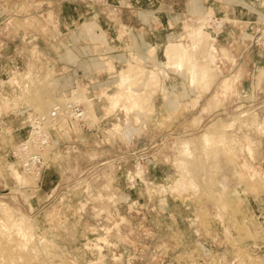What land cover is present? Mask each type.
<instances>
[{
    "label": "rangeland",
    "instance_id": "1",
    "mask_svg": "<svg viewBox=\"0 0 264 264\" xmlns=\"http://www.w3.org/2000/svg\"><path fill=\"white\" fill-rule=\"evenodd\" d=\"M172 41L204 79L166 64ZM0 63V264H264V0H0ZM131 64L134 89L159 71L145 107ZM62 97L95 128L60 120L36 180L14 151Z\"/></svg>",
    "mask_w": 264,
    "mask_h": 264
},
{
    "label": "bare ground",
    "instance_id": "2",
    "mask_svg": "<svg viewBox=\"0 0 264 264\" xmlns=\"http://www.w3.org/2000/svg\"><path fill=\"white\" fill-rule=\"evenodd\" d=\"M206 25L204 24L203 26H201V28L199 29V31H195V32H199V33H207L206 32ZM199 33H197V35H200ZM196 34V33H195ZM192 45V44H191ZM193 46L194 43H193ZM197 46V45H196ZM214 48V47H213ZM191 49V48H190ZM189 49V47L183 43V42H169L165 48V57H166V64L169 66L171 65L172 67L176 68L177 70H182L184 67L187 68L188 72L190 73V79L192 83H195V82H198L199 80L201 81V79H204L206 77V75L208 74V70L205 66L203 65H199L198 63L199 62H196L195 60H193V52ZM215 49V48H214ZM195 50V49H194ZM211 60H214L215 59V55L213 53H211ZM134 58H136V60H139L136 55L133 56ZM138 63V61H137ZM136 65V64H135ZM205 65V64H204ZM131 66H133V69L132 71H130L129 73H123L122 75V82H126V81H130V94H129V99H130V103L131 105L127 106L128 107H134L135 105L136 106H143L145 103H144V100H147V98L145 97H148L150 96V93L153 92V88L156 86V84L158 83V81L160 80L159 79V71L157 69V67H154V68H151L150 70H146V68H143L142 66L140 67V73L139 75H145L146 74V71H147V82H146V87H144L143 89L139 90V89H134V85L133 83H135L136 81L138 82V80L135 79V81L133 82L132 80H134V77L135 75L138 73L136 70H135V67L137 66H134V64H131ZM170 66V67H171ZM138 67V66H137ZM208 67V66H207ZM131 69V68H130ZM137 69V68H136ZM137 77V76H136ZM143 77V76H142ZM138 78V77H137ZM140 78V77H139ZM205 81V80H204ZM133 82V83H132ZM137 84V83H135ZM39 86V85H38ZM44 86V85H43ZM41 85V87H43ZM39 87V88H41ZM152 88V92H150V89ZM83 93V92H82ZM82 93H79L78 95L75 94V98L74 99H85L87 98V96L85 94H82ZM73 94V95H74ZM118 95V94H116ZM115 94L112 95V97L114 98H110L111 99H115L116 97L118 98L119 96H116ZM42 95H40L41 97ZM47 96V95H45ZM44 96H42L40 99H41V102L38 104L39 108L43 111V110H47L48 111V107L50 106V103L52 102V100L50 99H47V98H43ZM51 98V97H50ZM116 98V99H117ZM74 99H67V98H64L62 97L61 100L59 99H56L55 102L52 103V107H50V110L49 112L51 111V109L55 106V105H60V106H63L65 107L69 102H78L77 100H74ZM115 99V101H116ZM54 100V99H53ZM88 100V99H87ZM51 101V102H50ZM114 102V101H113ZM82 104V103H81ZM146 104H147V101H146ZM85 107V106H84ZM145 107V106H143ZM87 110V109H86ZM88 112V111H87ZM46 113V111H45ZM48 113V112H47ZM43 114V113H41ZM64 117L61 116L60 120H63ZM200 138V137H199ZM199 139L197 140V142L195 140H185L184 141V152H181L183 153V156H185V158H192V156H195V157H199L200 155L198 154H195L196 151L198 152V150L194 151V148L192 146L193 145V142H196L198 143ZM201 141L202 143L204 144V150H205V153H209V142H210V139L208 137L207 134H204L201 136ZM200 142V141H199ZM195 146H198L197 144ZM183 151V150H182ZM195 152V153H194ZM199 153V152H198ZM195 154V155H194ZM198 155V156H196ZM192 160V159H191ZM180 161V160H179ZM178 161V162H179ZM184 161V164H185V160H183L182 158V162ZM193 161V160H192ZM177 162V163H178ZM197 162H199V160L196 158V162L194 160V162L192 164H198ZM21 164V162H19ZM180 163V162H179ZM190 163V162H187V164ZM182 164V163H180ZM195 166H198L196 165ZM189 165V164H188ZM22 166V164H21ZM200 167V166H199ZM204 167V166H202ZM201 167V168H202ZM22 170V169H21ZM20 170V167L18 165H14L13 166V171L15 174L17 175H22L23 176V173L22 171ZM23 178H26V176H23ZM28 178V177H27ZM178 180V178H176ZM176 180V181H177ZM9 251V246H7L6 244L3 245V247L0 248V256H4L5 253H7ZM11 253V252H10ZM11 256V255H10ZM12 258V256L10 257ZM13 260V259H12ZM1 261V259H0ZM5 264V263H4ZM8 264H12L11 262H9ZM14 264V263H13Z\"/></svg>",
    "mask_w": 264,
    "mask_h": 264
},
{
    "label": "built area",
    "instance_id": "3",
    "mask_svg": "<svg viewBox=\"0 0 264 264\" xmlns=\"http://www.w3.org/2000/svg\"><path fill=\"white\" fill-rule=\"evenodd\" d=\"M68 118L71 127L80 125L86 130L90 129L89 116L86 108L80 102H69L65 107L55 105L48 113H35L29 116L26 124V133L18 142L14 156L21 162L25 174L36 180L44 175L48 163L46 150L54 142L53 132L56 130L60 118Z\"/></svg>",
    "mask_w": 264,
    "mask_h": 264
},
{
    "label": "crops",
    "instance_id": "4",
    "mask_svg": "<svg viewBox=\"0 0 264 264\" xmlns=\"http://www.w3.org/2000/svg\"><path fill=\"white\" fill-rule=\"evenodd\" d=\"M167 17V16H166ZM166 45H167V43H160V47H161V49H163V50H165V48H162V46H164V47H166ZM215 47V46H214ZM216 50V49H215ZM162 51V50H161ZM216 52H217V50H216ZM161 53V52H160ZM135 54H133V56H134ZM159 55V54H158ZM160 57H161V55H160ZM196 62H198V61H196ZM3 63H0V65H2ZM127 69V68H126ZM177 71H180V72H182V70H177ZM186 71L188 72V70H187V68H186ZM189 73V72H188ZM190 74V73H189ZM190 79V78H189ZM190 81H191V79H190ZM64 82V83H63ZM192 83V82H191ZM195 84V83H194ZM59 85L61 86V87H64V86H67V80H60L59 81ZM81 137H82V135H81ZM100 170V169H99ZM93 171V170H92ZM91 171V172H92ZM91 172H89L90 174H91ZM88 173V174H89ZM119 173V170H117L116 171V174H118ZM115 174V177H114V181H116L120 176H117ZM119 175V174H118ZM109 177V174L107 175V176H105V179L107 180V178ZM100 189H103V186H101L100 187ZM113 190H115V193H117V194H121V193H123V187H120V186H118L117 184L113 187ZM262 209L264 210V206L262 207Z\"/></svg>",
    "mask_w": 264,
    "mask_h": 264
}]
</instances>
